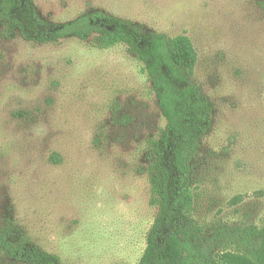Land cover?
Instances as JSON below:
<instances>
[{"label": "rangeland", "instance_id": "rangeland-1", "mask_svg": "<svg viewBox=\"0 0 264 264\" xmlns=\"http://www.w3.org/2000/svg\"><path fill=\"white\" fill-rule=\"evenodd\" d=\"M62 24L100 11L188 37L211 106L194 161L201 225L264 227V0H34ZM162 117L127 45H40L0 16V229L62 264H139L157 216L148 147ZM0 264H24L0 250Z\"/></svg>", "mask_w": 264, "mask_h": 264}, {"label": "trees", "instance_id": "trees-1", "mask_svg": "<svg viewBox=\"0 0 264 264\" xmlns=\"http://www.w3.org/2000/svg\"><path fill=\"white\" fill-rule=\"evenodd\" d=\"M0 16L26 41L45 45L98 36L100 48L127 45L144 66L166 125L148 147L151 203L158 212L139 264H264V227L231 232L223 225H201L193 216L194 161L212 114L207 98L191 79L198 58L188 37L143 33L100 11L53 24L39 16L34 0H0ZM0 250L24 264H62L58 256L9 229H0Z\"/></svg>", "mask_w": 264, "mask_h": 264}]
</instances>
